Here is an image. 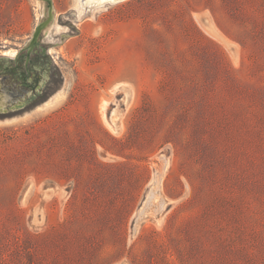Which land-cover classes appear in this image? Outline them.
<instances>
[{"label":"rangeland","instance_id":"obj_1","mask_svg":"<svg viewBox=\"0 0 264 264\" xmlns=\"http://www.w3.org/2000/svg\"><path fill=\"white\" fill-rule=\"evenodd\" d=\"M39 17L0 0V55ZM75 27L49 50L68 90L0 124V264H264V0H124Z\"/></svg>","mask_w":264,"mask_h":264},{"label":"flooded vegetation","instance_id":"obj_2","mask_svg":"<svg viewBox=\"0 0 264 264\" xmlns=\"http://www.w3.org/2000/svg\"><path fill=\"white\" fill-rule=\"evenodd\" d=\"M47 19L48 16L43 22ZM43 27L35 38L31 35L14 49V55L9 56L7 52L0 55V117L32 108L45 98L54 84L55 72L48 58L51 47L41 40Z\"/></svg>","mask_w":264,"mask_h":264},{"label":"water","instance_id":"obj_3","mask_svg":"<svg viewBox=\"0 0 264 264\" xmlns=\"http://www.w3.org/2000/svg\"><path fill=\"white\" fill-rule=\"evenodd\" d=\"M124 0H75V9L69 10L65 13L54 14L52 7V0H37L39 5V20L33 31L35 38L43 27L41 40L50 45V47L60 44L66 37L76 35L79 33L75 27L76 23L83 19H90L95 21L97 15L107 10L108 5L121 2ZM48 16V19L43 22ZM50 66L53 72L54 84L49 93L40 102L32 106V108L17 112L11 116L0 117V124L14 121L25 114L29 113L37 107H44L53 101L56 97L64 93L69 88V81H66L59 70L51 60ZM141 204L139 205V207ZM138 207V208H139Z\"/></svg>","mask_w":264,"mask_h":264},{"label":"bare ground","instance_id":"obj_4","mask_svg":"<svg viewBox=\"0 0 264 264\" xmlns=\"http://www.w3.org/2000/svg\"><path fill=\"white\" fill-rule=\"evenodd\" d=\"M118 3V2H117ZM113 4H116V3H113ZM113 4H110V5H113ZM197 16V15H196ZM38 18V17H37ZM204 23V22H203ZM208 27V26H207ZM16 53V50H13L11 52L8 53L9 56H12ZM233 58L234 60L236 59L235 56L233 55ZM117 88L115 87L114 90H116ZM52 102V101H51ZM107 106H108V102L107 101H104L102 102L101 104V113H102V117H103V121H104V124H106V127H108L111 131L115 132L117 131V129H119L121 127V118H122V115H123V110L122 109H119L116 105L115 107L111 108L109 110V112L107 113ZM105 158H114V156L110 155V154H106L105 155ZM169 165V164H168ZM167 168V163L165 165V168H164V171L166 170ZM167 172V171H166ZM166 174V173H164ZM154 176L151 178L150 180V184L151 185H155L154 183ZM31 186H32V182L27 186V189L25 191V193L23 194V197L22 199L24 200L25 198H27L29 191L31 189ZM52 189V188H51ZM57 190V189H56ZM59 190V189H58ZM56 193H59L58 195L59 196H63L64 195V191L63 190H59L57 191ZM154 199H157V196H155ZM151 217L153 218L154 222L159 225L161 223V220H162V216L160 214H155L153 213V211H150L149 212ZM147 215V214H146ZM145 215V216H146ZM31 221L35 224H38V223H42L43 222V217L40 216V215H37L36 213L32 215V219ZM43 224V223H42ZM140 222H137L136 224V229L138 228Z\"/></svg>","mask_w":264,"mask_h":264}]
</instances>
